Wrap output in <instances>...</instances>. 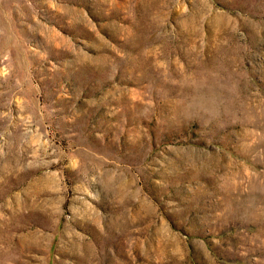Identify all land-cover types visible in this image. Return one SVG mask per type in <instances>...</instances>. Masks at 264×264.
Returning <instances> with one entry per match:
<instances>
[{"label":"rangeland","instance_id":"obj_1","mask_svg":"<svg viewBox=\"0 0 264 264\" xmlns=\"http://www.w3.org/2000/svg\"><path fill=\"white\" fill-rule=\"evenodd\" d=\"M0 264H264V0H0Z\"/></svg>","mask_w":264,"mask_h":264}]
</instances>
